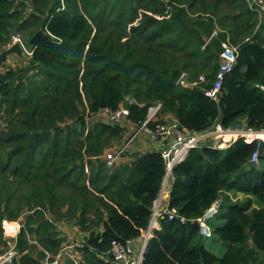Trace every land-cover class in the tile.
I'll return each instance as SVG.
<instances>
[{
	"label": "trees",
	"instance_id": "1",
	"mask_svg": "<svg viewBox=\"0 0 264 264\" xmlns=\"http://www.w3.org/2000/svg\"><path fill=\"white\" fill-rule=\"evenodd\" d=\"M18 36L25 64L0 65V244L10 241L3 222L29 212L14 264L57 257L60 222L84 238L79 264H114L112 243L147 231L166 176L162 150L132 146L112 166L104 156L154 104L161 123L173 116L185 133L264 131V10L254 0H0V52ZM226 42L237 60L214 99ZM121 107L122 123L100 115ZM262 161L264 140L193 148L172 170L168 199L185 222L160 218L144 264H264ZM218 199L208 239L224 244L223 256L206 248L197 222Z\"/></svg>",
	"mask_w": 264,
	"mask_h": 264
},
{
	"label": "built area",
	"instance_id": "2",
	"mask_svg": "<svg viewBox=\"0 0 264 264\" xmlns=\"http://www.w3.org/2000/svg\"><path fill=\"white\" fill-rule=\"evenodd\" d=\"M18 42L17 38L11 43ZM238 50L229 42L223 44V51L220 56L219 69L216 74L214 87L207 93L209 97L217 98V94L222 88L224 78L230 73L236 63ZM184 76L182 77V82ZM204 80L203 78L201 79ZM162 112V105L160 103L154 104L149 108L146 122L132 131V135L123 147L108 152L105 155L108 166L114 165L118 162L134 144L135 140L141 135L146 134L153 141L158 144L159 149L162 150V156L166 163V176L162 185L161 192L154 202L152 218L147 231L137 240H130L125 244L114 241L109 251L113 258L114 264H144V256L150 238L155 230L161 229L160 218L168 216L170 220L178 218L181 222L185 219L178 217L176 210H171L168 207V197L170 191L169 179L172 178V170L176 164L186 158L189 152L196 147L204 145L208 141L212 142L213 148H227L234 141L239 138H244L246 142H255L264 140L260 135H264V131H254L245 128L225 130L220 125L215 129H211L200 133H185L177 124L175 120L161 123L160 120ZM100 115L110 119L114 122L122 123L129 115V111L121 107L116 112L104 110ZM155 124L154 128H150V124ZM128 135V134H127ZM225 135L231 136V141L224 140ZM233 140V142H232ZM259 159L258 153H254L251 159L252 163H257ZM222 200H216L200 217L197 219L199 224L200 235L204 238L212 237V229L209 221L215 218L220 210ZM8 222V221H7ZM6 221L3 222L5 237L10 240L8 246L3 253H0V264H14L20 257V252L16 247L15 240L19 234L20 225L15 223L13 233H8L5 227ZM20 231V230H19Z\"/></svg>",
	"mask_w": 264,
	"mask_h": 264
},
{
	"label": "rangeland",
	"instance_id": "3",
	"mask_svg": "<svg viewBox=\"0 0 264 264\" xmlns=\"http://www.w3.org/2000/svg\"><path fill=\"white\" fill-rule=\"evenodd\" d=\"M254 1L261 6V9L264 10V0H254ZM17 39H18V42L22 45V47L24 49V55H25L24 56V59H20L19 57L15 56V55L9 56L7 58V60L2 65V68H1V71L2 72L7 71L9 68L12 69V68H16L18 66H21V65L25 64V61L27 59V56L26 55L29 54V50L26 49V48H24V46H23L24 40H22L24 38L22 36H18ZM168 120L165 119V121H168ZM169 121H173V120L170 119ZM131 135H132V132L129 129L128 131H126L125 136L123 137V139L120 140L116 144L115 147L109 149L107 151V153L108 152H112L115 149H118V148L123 147L124 144H126L128 142L129 137ZM223 147L224 146H222V148ZM128 161H129L128 160V157H123V158H121L119 160V163H127ZM257 163L258 164H255V165L260 166L261 163L259 162V159H258V162ZM262 163L264 164V161H262ZM170 180L171 179H169V182H170ZM231 196L234 199H243V198H245V196L242 195V194H231ZM28 214H29V212H26V213L23 214V216L18 221H14V222L7 223L5 225L7 232L8 233H11L10 232V229L11 228H9V226L11 225V223H13V224H15V223L19 224L20 225L19 230H20L21 227H22V224L25 223V220H26V217L28 216ZM19 230H18V232H20ZM57 231H58V233H60L63 236V238L64 237L67 238L66 243L64 244L66 246H64L61 249L60 254L57 257H55V258L52 255H50V254H46V258H45V260H43L44 264H79L82 261L83 257L81 256L80 252L78 251V248L76 247V245L77 244H81L84 241V238H83L82 234L79 233L80 232L79 231V228L76 227V226H74V225H70V224H67L66 225L65 222H60V223H58ZM4 235H5V232H4ZM29 239L30 240L31 239L33 240L34 239V236L32 234H30L29 235ZM32 244H34V242H32ZM204 244H205L206 248L209 251L215 253L218 256H223L226 253V247L219 240L206 239V240H204ZM6 247L7 246H5L3 243L0 244V249L3 250V252L5 251ZM261 257H262V259L264 261V254H261Z\"/></svg>",
	"mask_w": 264,
	"mask_h": 264
},
{
	"label": "crops",
	"instance_id": "4",
	"mask_svg": "<svg viewBox=\"0 0 264 264\" xmlns=\"http://www.w3.org/2000/svg\"><path fill=\"white\" fill-rule=\"evenodd\" d=\"M166 120H175L174 119V117L173 116H170V115H166L165 117H164ZM168 120V121H169ZM215 129V128H214ZM131 132H132V130H131ZM224 140H226V141H231V136L230 135H225L224 136ZM138 141V142H137ZM137 142V143H136ZM232 142H233V140H232ZM134 147H135V150L137 151V152H146V151H149V150H154V149H157L158 148V144L155 142V141H153L149 136H147L146 134H142L141 136H139L136 140H135V142H134V145H133ZM128 160H129V158H128ZM130 160H131V158H130ZM170 190H171V187H172V184H173V177L171 178V180H170ZM169 194H170V191H169ZM168 199H169V197H168ZM167 202H168V200H167Z\"/></svg>",
	"mask_w": 264,
	"mask_h": 264
},
{
	"label": "water",
	"instance_id": "5",
	"mask_svg": "<svg viewBox=\"0 0 264 264\" xmlns=\"http://www.w3.org/2000/svg\"><path fill=\"white\" fill-rule=\"evenodd\" d=\"M15 55L20 59H24V49L19 42L11 44L8 48L0 52V65H2L9 56ZM242 124H236V127H241Z\"/></svg>",
	"mask_w": 264,
	"mask_h": 264
},
{
	"label": "bare ground",
	"instance_id": "6",
	"mask_svg": "<svg viewBox=\"0 0 264 264\" xmlns=\"http://www.w3.org/2000/svg\"><path fill=\"white\" fill-rule=\"evenodd\" d=\"M260 137H262V138H263V137H264V135H260ZM7 223H8V222H6V223H5V225H6ZM9 228H11V229H10V232H11V233H13V231H14V228H15V224L11 223V225L9 226Z\"/></svg>",
	"mask_w": 264,
	"mask_h": 264
}]
</instances>
